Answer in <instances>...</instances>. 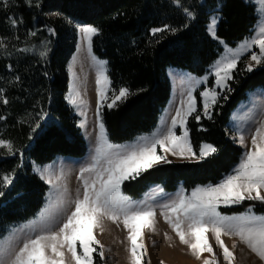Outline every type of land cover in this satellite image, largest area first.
<instances>
[{
	"label": "trees",
	"instance_id": "obj_1",
	"mask_svg": "<svg viewBox=\"0 0 264 264\" xmlns=\"http://www.w3.org/2000/svg\"><path fill=\"white\" fill-rule=\"evenodd\" d=\"M217 4L222 5L218 14L224 19L217 25L216 39L234 48L252 35L258 20L251 2L32 0L29 6L28 0H8L5 6L0 0V140L12 146L11 153L0 147V179L12 178L11 184L0 186V235L9 225L35 216L43 205L48 187L33 174L32 164L46 165L57 157L78 159L86 153L80 120L66 100L73 37L60 20L49 16L57 14L98 30L92 52L107 63L109 93L122 88L130 93L117 107L101 109L108 140L122 144L157 126L170 97L168 69L201 77L218 59L222 49L207 32ZM50 26L56 29L55 39L47 34ZM155 29L162 31L153 34ZM239 65L211 109V119L192 116L186 122L192 149L197 153L202 144H211L216 152L198 162L150 168L123 183L125 195L139 199L151 185L168 193L178 187L189 192L215 185L230 173L242 156L229 135L231 113L249 93L264 90V64L252 71ZM247 209L264 215V204L252 201L220 211L233 215ZM94 264H100L98 257Z\"/></svg>",
	"mask_w": 264,
	"mask_h": 264
},
{
	"label": "rangeland",
	"instance_id": "obj_2",
	"mask_svg": "<svg viewBox=\"0 0 264 264\" xmlns=\"http://www.w3.org/2000/svg\"><path fill=\"white\" fill-rule=\"evenodd\" d=\"M244 1L251 2L256 8L258 20L254 26L252 35L234 48L226 46L223 42L216 39V32L215 37H213L209 31V24L212 16L219 15L218 12L214 10L216 12H213L209 18L207 32L214 40L218 41V44L222 49L218 59L213 62V64L208 68V71L201 77H197L178 69H168L167 77L170 82V97L166 108L159 117L157 126L149 134L138 136L132 141L122 144L111 143L107 138L105 128L104 139L101 140L100 138L99 123L101 122V109L103 107L108 108L107 105L112 103L114 95L118 94L119 91L116 93L113 92L112 94L109 93L110 81L108 78V67L106 61L97 59L93 52L91 53V56H89L87 52V41L83 39L79 29L81 27L89 26L75 23L69 19L60 17L57 14L49 16L53 20H60L62 27L69 30L68 36L70 38L73 37L74 51L67 64L69 87L66 100L80 120L79 127L81 128L86 142V153L82 158L78 159L70 157H57L51 163L46 165L39 166L32 164L33 174L39 177L47 185L48 190L45 194L43 205L35 216L25 222L9 225L5 232L0 235V260L5 259L9 253H15L23 246V243L26 240L34 238L36 235L41 233L59 230V227L62 226L67 216L75 210L74 201L78 196L81 199L83 197L84 189L83 181L80 179V173L82 169L93 164V157L97 155V147H100L104 152L115 156L117 153L123 154L127 151H131L132 149L139 148L147 143H150L154 138L162 136L169 128L172 127V120L176 118V112L181 108V102L187 101L188 94L191 92V95L196 101V111L187 117L183 127H181L178 122L176 128L174 129L176 135L182 136L185 129H187L186 122L190 117L193 116L196 118L197 115H199V118H207L204 115V99L200 94L206 90H214L218 94V100L219 95L227 88L228 82L231 80L229 79L226 81V86H217L215 66L218 63L223 62L225 59H231L234 53H240L232 73L240 66L239 64H241L246 70L249 63L252 64V69L263 65H257L255 61H251L252 54L261 55L259 47L252 46L251 48H243L242 46L246 43H251V40L256 37L257 32L259 31L258 22L264 21V13H261L260 11V9L264 6L261 5L260 0ZM58 29H60L59 26ZM47 34L52 39H55L57 36L55 27L50 26L47 28ZM93 38L94 37H92V40ZM42 46L46 45L42 44ZM43 49H38L37 51ZM88 59L95 66L93 69L94 72L89 70V66H86L85 61ZM98 79L100 80L99 84H97ZM86 88H88L91 92L94 91L97 93V99L94 101L92 99L89 106L87 105L89 108H86L84 101H81V95H78L80 89L87 93ZM100 90H103L104 92L105 98L103 100H101L99 95ZM197 95L199 96L201 102V112H197ZM121 103L122 102L117 101L113 108L117 107ZM213 106L214 105L210 106L209 114ZM98 108L99 116L97 115ZM184 108L187 110L186 103ZM262 126H264V90L257 89L248 94L246 101L237 105L231 113L229 120V135L231 139L235 141L236 145L242 149V156L240 157L239 162L232 168L230 173L217 184L200 186L197 188H204L208 186L215 187L226 179L228 175L234 174L235 168L239 166V163L244 158V155L248 151L252 150V139L256 135L257 130ZM241 137L244 139L243 145L240 143ZM108 145H111V148H108ZM156 152L159 156L166 157L167 160L170 161L169 163L198 162L195 160L188 161L182 159L178 155H173L171 152H164L159 145H157ZM198 153L199 151L197 152V155ZM163 164L168 163H157L153 167ZM105 167H107V161L103 158V156H101L100 163L97 165V168L102 169ZM41 176H43V178H41ZM58 177L62 178L58 180ZM85 178L95 180L96 176L94 173H85ZM49 179L52 181L51 183L48 182ZM131 179L132 178H128L124 180V182ZM123 183L120 186V192L129 202H131V204L137 207L152 208L155 212V231L153 232L147 228L143 231L142 240L147 249V255L143 256L142 264H148L149 261L150 264H203L205 259L210 261L213 260L212 254L207 252L202 253L200 259L195 258L191 254V249L187 245L180 242L176 232L173 230L171 225L166 222L165 215L163 214L166 211V205L172 204L180 196L191 197L193 191L197 188L186 192L184 188L178 187L175 191L168 193L165 192L163 187L160 185H151L145 190L139 199L134 200L123 193ZM98 186L99 185H97V187ZM261 194L264 195V191H262ZM252 202L261 203L259 201ZM237 205L239 204L225 206L221 203L217 208V211L222 216H241L249 214L264 216L255 214L252 209H247L242 214L233 215H227L220 211L221 208H231ZM249 210L251 211L249 212ZM167 215L170 219H175V216L170 210L167 211ZM122 219L123 218H121L120 222L113 223L111 220L104 218L102 221V231L100 229H93L95 238L100 242L99 245H93V247L96 248V252L93 253V264L96 257H98L100 264H130L129 248L131 247V242L128 240L129 231L124 227ZM183 227L187 230V224ZM206 235L208 236L209 243L212 246L213 253H215V260L218 264H225L223 250L216 244L213 234L209 232ZM222 240L225 246L233 252L234 259L232 260V264H264V261H261L255 253L248 249L245 244L240 242L239 238L222 236ZM139 242L140 241L138 240V243ZM101 245L103 246V258L99 255ZM233 245L236 247H233ZM63 251L65 252L66 264H74L71 254L67 251V248L63 249ZM82 251L83 250L80 248L79 242H77L78 254L82 253ZM49 255H51V252H49Z\"/></svg>",
	"mask_w": 264,
	"mask_h": 264
},
{
	"label": "snow or ice",
	"instance_id": "obj_3",
	"mask_svg": "<svg viewBox=\"0 0 264 264\" xmlns=\"http://www.w3.org/2000/svg\"><path fill=\"white\" fill-rule=\"evenodd\" d=\"M3 2L7 6V0H3ZM28 3L29 6H32V0H28ZM260 3L264 6V0H260ZM215 7L218 13H222L221 4H217ZM260 11L264 13V7ZM187 15L191 17L192 13L188 12ZM223 19L222 14L212 16L209 31L213 37H215L217 24ZM258 23L259 31L256 37L251 40V43H246L242 47H259L261 55L252 54L251 61L260 65L264 64V21ZM79 31L83 39L87 41V52L91 56L92 37L98 35V30L95 27H81ZM158 31H162V29H155L153 34ZM239 55L240 53H234L231 59H225L215 66L217 86H226V81L231 79V73ZM247 70L252 71L251 63H249ZM99 83L100 80L98 79L97 84ZM99 95L101 100L105 98L103 90L99 91ZM129 95L127 89H120L119 93L114 95L112 103L107 105L108 108H113L117 101L123 102ZM200 95L204 99V115L211 119L209 108L216 103L218 94L214 90H206ZM4 103L6 104L7 100H4ZM185 103L187 110L184 108ZM195 111L196 101L189 92L187 101L181 102V108L177 110L176 118L172 120V127L162 136L154 138L150 143L139 148L123 154L117 153L115 156L97 147V155L93 157V164L82 169L80 173V179L83 181V197L81 199L78 196L74 201L75 210L67 216L59 230L41 233L26 240L15 253H9L5 259L0 260V264H66L65 252L63 251L65 248L71 254L74 264H93V253L96 252L93 245L100 244L93 234V229L102 231L104 218L113 223L120 222L123 218L122 223L129 231L128 240L131 242L129 248L130 264H142L143 256L147 255V249L142 240L143 231L146 228L155 231V212L152 208L137 207L131 204L121 194L120 186L124 180L135 179L157 163L170 162L166 157L157 154V145L164 152H171L173 155H178L188 161H202L215 153V147L211 144H203L200 146L197 155L188 139L187 129L182 136L176 135L174 131L178 122L183 127L187 117ZM97 115L99 116V108ZM196 119L199 120V115ZM99 128L100 138L103 140L104 125L102 121L99 123ZM240 143L244 144L243 137L240 138ZM0 147L7 148L10 153L12 152V146L9 142L0 140ZM107 147L111 148V145ZM101 156L107 161V167L99 169L97 165L100 163ZM85 173H94L96 179L85 178ZM61 178L58 177L57 179ZM11 182V177L4 176L0 179V186H8ZM48 182L51 183L52 181L49 179ZM97 185L99 186L97 187ZM262 191H264V126L257 130L252 139V150L244 155L239 166L235 168L234 174L228 175L215 187L197 188L191 197L180 196L172 204L165 206L166 211L163 214L166 222L176 232L180 242L191 249V254L195 258L200 259L204 252L212 254L213 260L205 259L203 264H218L206 235L209 232L213 234L216 244L223 250L225 264H232L234 256L233 252L225 246L222 236L239 238L240 242L255 253L261 261H264V216L251 214L222 216L217 211L221 203L230 206L250 200L264 204ZM168 210L175 216L174 220L168 217ZM185 224H187V230L183 227ZM77 242L83 250L79 254ZM233 247L236 246L233 245ZM99 255L103 258L102 245Z\"/></svg>",
	"mask_w": 264,
	"mask_h": 264
},
{
	"label": "bare ground",
	"instance_id": "obj_4",
	"mask_svg": "<svg viewBox=\"0 0 264 264\" xmlns=\"http://www.w3.org/2000/svg\"><path fill=\"white\" fill-rule=\"evenodd\" d=\"M86 62V66H89V70L90 71H93V69H94V65H93V63L88 59L87 61H85ZM84 62V63H85ZM81 66V65H80ZM83 66V65H82ZM87 68V67H86ZM94 72V71H93ZM80 73V72H79ZM89 78H90V76H89ZM80 85H81V83H80ZM91 85V84H90ZM87 89V93H85L84 92V90H81L80 89V91H79V94L78 95H81V101H84V105L86 106V108L89 106V103L92 101V99H93V101L94 100H96L97 98H96V96H97V93H95L94 91H89L88 90V88H86ZM88 105V106H87ZM89 108V107H88Z\"/></svg>",
	"mask_w": 264,
	"mask_h": 264
}]
</instances>
